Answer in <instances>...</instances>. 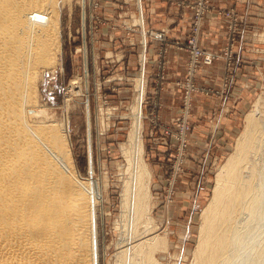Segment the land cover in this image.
I'll use <instances>...</instances> for the list:
<instances>
[{
	"label": "rangeland",
	"instance_id": "obj_1",
	"mask_svg": "<svg viewBox=\"0 0 264 264\" xmlns=\"http://www.w3.org/2000/svg\"><path fill=\"white\" fill-rule=\"evenodd\" d=\"M176 1L177 24H182L183 31L178 36L173 35V28H158L156 18H149L147 0H142L143 23L138 0H72L62 8L57 62L44 67L38 79L37 107L49 119L68 122L71 155L78 171L73 175L85 181L93 176L102 192L96 206L100 264H106L105 254L114 256L126 233L120 200L126 176L122 166L127 158L121 145L133 122L131 104L137 97V78L144 77L147 89L141 135L144 158L153 175L152 214L156 231L169 239L167 250L155 254L158 264H190L216 172L234 149L246 113L257 98H264V0H228L227 5H214L212 0ZM212 13L219 17L215 26L220 44L215 48L206 44L212 26L207 19ZM154 39L162 42L157 46L160 86L166 81L163 72L169 47L184 51L176 88L165 95L167 102L174 104L175 100L179 106L170 120H159L161 94L150 91L155 85L149 76ZM144 52L146 61L141 59ZM75 78L82 84L86 79V85L89 81L88 88L69 96ZM196 116L201 120H194Z\"/></svg>",
	"mask_w": 264,
	"mask_h": 264
},
{
	"label": "bare ground",
	"instance_id": "obj_2",
	"mask_svg": "<svg viewBox=\"0 0 264 264\" xmlns=\"http://www.w3.org/2000/svg\"><path fill=\"white\" fill-rule=\"evenodd\" d=\"M71 1L0 0V264L101 261L96 206L102 192L93 176L85 181L72 173L77 170L67 120L49 119L37 107L38 79L44 67L57 62L62 8ZM143 78L136 80L133 122L121 145L127 158L120 200L126 233L113 257L104 253L106 264H158L155 254L169 244L167 234L156 231L152 214L153 175L141 135ZM76 80L70 81L69 96L88 88L89 81ZM86 108L92 139L89 101ZM199 228L190 264H264L263 96L246 113L234 149L216 172Z\"/></svg>",
	"mask_w": 264,
	"mask_h": 264
},
{
	"label": "crops",
	"instance_id": "obj_3",
	"mask_svg": "<svg viewBox=\"0 0 264 264\" xmlns=\"http://www.w3.org/2000/svg\"><path fill=\"white\" fill-rule=\"evenodd\" d=\"M214 5H221V4H225L226 2H228V0L226 1H221V0H212ZM142 2V0H141ZM176 0H147V5L149 7V18L150 16L155 17L156 18V24H158V28H173V35L178 36V34H183V31H181V25L182 24H177L178 23V17L176 16L175 13L178 12L177 10V5H176ZM220 3V4H219ZM143 5V3H142ZM227 5V3H226ZM153 6V7H151ZM154 10V11H153ZM152 13H156L157 15H153ZM172 16V17H170ZM218 16H215V14L213 15L210 14V16L208 17V21L209 23H212L211 28H209V39L208 42L206 43L208 46L210 47H214L215 46H219L220 44V39H219V34H217L218 32L216 31V23L218 22ZM142 19L144 20V5H143V11H142ZM153 19V18H152ZM143 23V22H142ZM180 23V22H179ZM149 25H150V21H149ZM207 30V31H208ZM175 38V37H174ZM147 41V37H145L144 42ZM222 44L224 43V40L222 38L221 40ZM160 41H158L157 39H154L153 43L151 44V66L153 68H151L152 70H150V79L154 80L155 85H153L152 90L154 93H159L161 94V103L159 108L157 109L158 112V118L159 120H170L172 119L173 115H176L179 109V106H177L175 100H174V104L172 102H167L166 101V97L165 95H170V93H172V88H176V86L174 85L177 81V75L179 73L178 76L181 75V65H179L181 63V54L184 53V51L181 50H177L174 47H169L168 51H167V55H166V61H165V71L163 73H165L166 75V81L163 82L161 86L158 84L159 81V77H160V71L158 70V53H157V46L160 45ZM186 54V52H185ZM142 55L145 56V52L142 53ZM178 63V64H177ZM158 71V72H157ZM176 93V92H174ZM198 107V105H197ZM198 112L201 115V112L198 108H196V113L198 115ZM200 117L196 116L194 118V120H201L199 119ZM205 120V119H203Z\"/></svg>",
	"mask_w": 264,
	"mask_h": 264
},
{
	"label": "built area",
	"instance_id": "obj_4",
	"mask_svg": "<svg viewBox=\"0 0 264 264\" xmlns=\"http://www.w3.org/2000/svg\"><path fill=\"white\" fill-rule=\"evenodd\" d=\"M196 53H198V50L196 49Z\"/></svg>",
	"mask_w": 264,
	"mask_h": 264
}]
</instances>
